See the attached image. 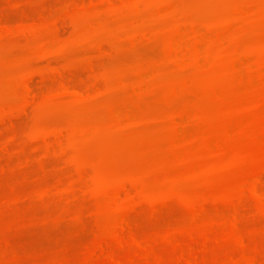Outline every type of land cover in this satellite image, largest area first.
Listing matches in <instances>:
<instances>
[{
	"label": "rangeland",
	"instance_id": "rangeland-1",
	"mask_svg": "<svg viewBox=\"0 0 264 264\" xmlns=\"http://www.w3.org/2000/svg\"><path fill=\"white\" fill-rule=\"evenodd\" d=\"M112 1L0 0V109L45 79L1 128L0 264L263 263L264 202L233 194L264 155V0Z\"/></svg>",
	"mask_w": 264,
	"mask_h": 264
},
{
	"label": "bare ground",
	"instance_id": "bare-ground-1",
	"mask_svg": "<svg viewBox=\"0 0 264 264\" xmlns=\"http://www.w3.org/2000/svg\"><path fill=\"white\" fill-rule=\"evenodd\" d=\"M100 1H106V2H108V3H111V1L112 0H100ZM124 1V0H123ZM122 0H120V1H118L119 3H121V2H123ZM113 2V1H112ZM117 2V1H116ZM115 3V2H114ZM113 3V4H114ZM113 4H111L110 6H113V7H115L116 6V3H115V5H113ZM57 22V21H56ZM56 22H54V23H56ZM55 25V24H54ZM56 26H58V25H56ZM210 27V26H209ZM59 29H60V27H58ZM56 29H57V27H56ZM207 29V28H206ZM207 30H211L210 28L209 29H207ZM196 30H193V34H194V32H195ZM58 32H62V31H58ZM197 32H195V34H196ZM58 34V33H57ZM61 35V34H60ZM59 35V36H60ZM145 35H146V37H147V34H145L144 33V36H143V33L141 34V36L142 37H145ZM194 36V35H193ZM197 36H198V34H197ZM192 37V40H194V43L192 42L191 43V45H193V47L194 48H191L192 50H194L195 52H196V50H198V49H196V47L198 48L199 46V44H201V36L199 35V37ZM139 37V36H138ZM137 38V37H136ZM191 49H189V50H191ZM196 49V50H195ZM191 50V51H192ZM194 51H193V53H191V54H194ZM54 51H52V52H49L48 54H45V55H43V56H39V60H45L44 62H46V63H48L47 64V66L48 67H50L49 65H51L52 66V63H51V61L53 62V59L56 57V52H58L57 54H59V52H60V50L59 51H55V53H53ZM197 53V52H196ZM196 54H194V56H195ZM197 55H199L198 53H197ZM196 55V56H197ZM197 57H199V56H197ZM197 57H195V58H197ZM41 58V59H40ZM43 58V59H42ZM51 63V64H50ZM54 63V62H53ZM67 68H70V67H67ZM56 71H55V74L57 75V77H59V81H60V84H61V87H62V90H58L57 91V98H58V96H63V97H60V98H64V94H65V96H68L67 94H74L75 96H79V97H81L80 96V93L77 91V90H71V88H70V86H69V82H68V69H66V68H63V69H55ZM70 72H72L71 70H70ZM73 75V74H72ZM35 76H40L41 77V79H42V82L44 83L45 82V79L42 77V74L41 73H36V72H29L26 76H25V84H24V86H25V100H23L24 101V103L22 104V106L21 105H19V106H21V109L17 106V108L20 110V112H18L19 110H17L16 109V106H15V108L13 107V109H15V110H12V109H10V106L8 107V111H9V113H4L5 111H7V109L6 110H4V109H0V110H2L1 112H3V113H1L0 114V148L3 146V144L4 143H2V142H4V141H1V139L3 138L2 136L3 135H1L2 133H1V130L2 129H4L5 127L7 128V129H9V126H10V128H12V129H14L15 127V124L17 123H15L14 124V122L17 120L18 121V118L20 119L21 118V116H23L24 114H26V111H27V109L29 108L30 109V106L31 105H34V103H35V101H36V87L34 86V77ZM70 76H71V74H70ZM140 82H142V80L140 81ZM140 82H138V87H143L144 88V86H145V84H144V86L142 85V83H140ZM140 83V84H139ZM144 83V82H143ZM138 87H136L135 88V86H134V89H136V91H137V89H138ZM139 90H141V89H139ZM72 91V93H70ZM54 93H56V92H54ZM67 93V94H66ZM82 94V93H81ZM54 96H55V94H53ZM53 96V97H54ZM56 97H55V99L53 98V100L52 101H57L56 100ZM85 94H84V96H83V98L81 97V98H79V99H82L81 101L82 102H84V100H85ZM59 98V99H60ZM78 99V98H77ZM77 99H75V100H77ZM86 99H88V97H86ZM80 100H78V103L79 102H81ZM12 108V107H11ZM4 110V111H3ZM10 110H12L13 112L15 111V113H12V111H10ZM16 112H18V114H16ZM28 112V111H27ZM182 112H184V111H181V113ZM29 113V112H28ZM177 112H175L174 114H176ZM178 113L180 114V111H178ZM173 114V115H174ZM183 114H185V113H183ZM170 116H171V113L169 114ZM170 116L168 117H166V119H170ZM179 116V115H178ZM178 116H177V114H176V116L174 115V119L176 120L177 118H178ZM24 117V116H23ZM25 117H26V115H25ZM24 117V118H25ZM172 117L173 116H171V119H170V122L173 120L172 119ZM175 117H177V118H175ZM182 118L183 117H181V120H182ZM158 119V118H157ZM156 119V120H157ZM168 119V120H169ZM160 120V119H159ZM161 120H163V119H161ZM174 120V121H175ZM180 119H178L177 121H175L176 123L175 124H179V122L181 121ZM173 125H174V122H171ZM139 124V123H138ZM14 125V126H13ZM176 126V125H175ZM2 127H4V128H2ZM177 127V126H176ZM180 127H181V125H180ZM180 127H178V128H180ZM2 128V129H1ZM175 128V127H174ZM173 128V129H174ZM11 130V129H10ZM175 130V129H174ZM176 130H177V128H176ZM179 130V129H178ZM177 130V131H178ZM61 131V130H60ZM54 132H58V133H54V135L56 136H59L58 138L59 139H61V136L59 135V130H57V131H54ZM52 132H50V133H48V137L49 138H51L52 136H53V133L51 134ZM62 135H64L63 134V132L61 133ZM50 135H52L51 137H50ZM54 136V137H55ZM57 136L55 137V139L57 138ZM47 135L45 136V137H43V138H45L46 140H47ZM63 137V136H62ZM43 138H42V140L41 139H39V138H35V137H33V140H38L37 142H40V141H42V142H44V140H43ZM58 138L56 139V140H58ZM3 140V139H2ZM47 142H48V140H47ZM46 141L44 142V144H46L47 143ZM1 143H2V145H1ZM5 144H8V143H6L5 142ZM5 144H4V146H5ZM48 144H50V142H48L47 143V145ZM46 145V146H47ZM49 146V145H48ZM47 146V147H48ZM4 148V147H3ZM3 148H2V150H3ZM6 146H5V150H6ZM38 148V147H37ZM39 149V148H38ZM5 150H3V152L5 151ZM35 150H37V149H35ZM1 152V151H0ZM254 152V154H256L257 155V151H253ZM248 154H249V156H248ZM248 154H243V155H241V157H239V165L240 166H243V165H246V164H249V162H253V161H251L252 159H254L256 156H254V155H252L251 154V156H250V153H248ZM259 154V153H258ZM247 155V156H246ZM254 158H253V157ZM259 155H257V157H258ZM262 156H263V158H262ZM260 158H262V159H260V161L259 160H257V158L255 159L256 160V162H254L253 164L254 165H256V167L257 168H255L256 170H254V180H253V182H251L250 184H247V185H245V186H241L242 188L238 191L237 190V195H235V193L233 194L234 196H236V198H234V200L236 201V203L235 202H233L234 204H241L242 202H243V200L245 199V197H247L246 195H248V196H250V197H252V198H254V199H256L258 202H264L263 200H264V198H263V196L261 195V193H260V186H261V184H262V178L264 177V155H261V157ZM254 160V161H255ZM261 161H263V162H261ZM259 162V163H258ZM86 163V162H85ZM84 163V164H85ZM262 163V164H261ZM258 164V165H257ZM260 164V165H259ZM81 165H83V164H81ZM80 166V165H79ZM85 166H86V164H85ZM85 166L83 167V168H85ZM83 168H81L83 171L85 170V169H83ZM78 170H79V168H78ZM82 170H80L79 172H81ZM78 172V173H79ZM84 173H80L78 176H79V178L81 179V177L83 178V175ZM83 175V176H82ZM125 177H130V176H127V175H124ZM227 176V171L225 170V169H220L219 171H218V173L216 174V176L214 177V180L215 181H219V180H222V179H224L225 177ZM75 185V184H74ZM73 184L71 185L72 186V188L73 187H75ZM71 186H70V188H71ZM68 188V190H69V192H70V190H72L71 192H73V189H75V188ZM76 190V189H75ZM74 190V191H75ZM44 192H47V194H48V191H43V193ZM45 194L46 193H44V196H43V194H41V196L42 197H45ZM232 194H226V196H224L223 198H225L226 199V203H228V201H231V199L230 200H228L229 198H231L232 196ZM231 196V197H229V196ZM233 196V197H234ZM226 197H229L228 199L226 198ZM166 198H167V195H165L164 193H150V194H146V195H144L143 196V198H142V202L143 203H159V202H162V201H164V200H166ZM221 197H219L218 199H220ZM224 199V200H225ZM217 202H218V200H216ZM222 201V200H221ZM232 202V201H231ZM221 203V202H220ZM230 203V202H229ZM230 204H232V203H230ZM127 231V225L126 226H122L121 227V230H120V232L119 233H117L116 235H115V237H116V239L119 241V242H123L124 240H126V238H125V236H124V234H125V232ZM133 241H135V239H133ZM135 242H137V243H135V244H139V241H135ZM134 243V242H133ZM107 250V249H106ZM106 250L104 249V247H100V251L101 252H103L104 251V253L106 252ZM254 262H252V263H250V264H264V262L262 263V262H260V263H257V262H255V260H253Z\"/></svg>",
	"mask_w": 264,
	"mask_h": 264
}]
</instances>
